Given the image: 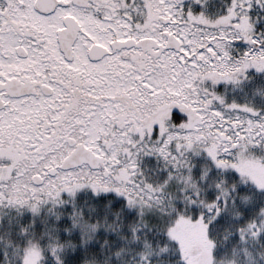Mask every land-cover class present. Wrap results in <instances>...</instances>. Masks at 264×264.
<instances>
[{
	"label": "snow or ice",
	"instance_id": "obj_1",
	"mask_svg": "<svg viewBox=\"0 0 264 264\" xmlns=\"http://www.w3.org/2000/svg\"><path fill=\"white\" fill-rule=\"evenodd\" d=\"M0 264H264V0H0Z\"/></svg>",
	"mask_w": 264,
	"mask_h": 264
}]
</instances>
